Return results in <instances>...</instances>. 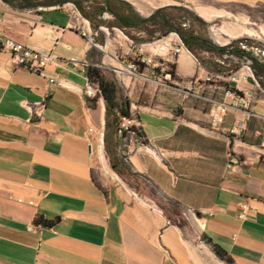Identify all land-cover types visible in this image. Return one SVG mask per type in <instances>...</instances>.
<instances>
[{"label":"crops","instance_id":"crops-1","mask_svg":"<svg viewBox=\"0 0 264 264\" xmlns=\"http://www.w3.org/2000/svg\"><path fill=\"white\" fill-rule=\"evenodd\" d=\"M124 1L142 15L171 4L142 12L141 0ZM74 9L69 0L24 8L0 0V33L56 55L40 74L0 49V264H264V87L253 72L242 76L248 61L218 72L189 49L174 55L169 85L150 81L129 97L137 125L109 144L127 166L112 176L102 162L110 164L104 97L82 92V62L94 65L99 48L74 26ZM99 17L97 38L121 28L107 23L111 12ZM217 99L229 105L211 125ZM37 213L59 219L36 224Z\"/></svg>","mask_w":264,"mask_h":264},{"label":"trees","instance_id":"trees-1","mask_svg":"<svg viewBox=\"0 0 264 264\" xmlns=\"http://www.w3.org/2000/svg\"><path fill=\"white\" fill-rule=\"evenodd\" d=\"M8 4L17 7H36L38 5L62 4L68 0H3ZM86 19L91 26L97 28L103 21L99 15L107 10L113 14V19L107 23L117 25L127 32L134 44L143 43L147 39L156 40L155 36L168 35L173 30L177 31L185 46L197 57V59L208 69L218 72H230L239 67L246 59H250V67L264 87V59L256 55L251 50L240 46L241 42L249 43L248 38H234L225 44L214 42L201 27V19L193 14L189 9L177 5L168 4L155 8L147 15L137 12L132 5L124 0H69ZM198 23L199 25H197ZM133 30V32H132ZM99 37H96L98 41ZM138 41V42H137ZM140 41V42H139ZM145 43V42H144ZM207 51L209 54L200 55V52ZM212 55H215L213 57ZM247 62V61H244ZM173 73L172 68H170ZM89 77L96 81L100 88V94L104 97L105 110V131L103 142L109 154L111 167L118 173H122L121 168H126L120 159L109 148V144L117 146L119 136L116 133V125L122 115H129V100L120 94L117 82L111 76L105 74L96 65H89L86 70ZM237 91V90H236ZM238 92V91H237ZM121 161L120 167H118ZM59 216L47 218L41 213L33 217L36 224L50 226L53 225ZM221 254L223 252L220 251Z\"/></svg>","mask_w":264,"mask_h":264},{"label":"rangeland","instance_id":"rangeland-1","mask_svg":"<svg viewBox=\"0 0 264 264\" xmlns=\"http://www.w3.org/2000/svg\"><path fill=\"white\" fill-rule=\"evenodd\" d=\"M171 2V4L181 5L189 9L193 14L201 19V27L207 35L216 43H225L234 38H248L249 45L257 47L258 54L264 59V0H141L135 1L137 7L142 12H147L150 8ZM199 25L198 23H196ZM133 32V30H132ZM131 38L127 32H119L117 29H110L105 36L99 37L98 62L99 68L117 82L120 94L129 99L134 93L139 92L150 81L141 76L130 77L127 73L118 75L114 64L126 65L131 61L133 52L132 45L127 38ZM156 38V36L154 37ZM132 39V38H131ZM147 39L142 42L152 40ZM103 49H108L112 55L107 54ZM128 51V52H126ZM200 55H207L200 52ZM112 56V57H111ZM116 58V59H115ZM171 60H165L162 64L163 71H168L171 67ZM94 64V63H92ZM146 73H150V67H143ZM160 69L156 74L161 75ZM254 74V73H253ZM173 77V75H172ZM173 79V78H172ZM169 81V80H168ZM169 85V84H165ZM107 159V155H106ZM109 172L114 171L107 160ZM102 169V168H101ZM103 170V169H102ZM126 182L134 186L138 191L155 194L151 186L142 184L136 177L125 173Z\"/></svg>","mask_w":264,"mask_h":264},{"label":"built area","instance_id":"built-area-1","mask_svg":"<svg viewBox=\"0 0 264 264\" xmlns=\"http://www.w3.org/2000/svg\"><path fill=\"white\" fill-rule=\"evenodd\" d=\"M74 26L80 31L82 35L86 37L89 44L99 46L98 41H96L98 30L91 28L88 18L87 22H80V18H74ZM116 29L121 33L124 32L121 28ZM156 38V46H145L143 42V46L131 47L133 57L131 61L125 65L127 67L126 73L130 77L141 76L145 79H150L165 85L171 83L173 77L170 69H168V71H163L162 64L165 60H171L178 52L182 50H188V48L185 46L179 33L175 30H173V36H164V34H161ZM240 46L247 50H251L255 54H258L257 47L254 45L241 42ZM0 49L7 50L10 53L9 59L13 65L26 67L40 74H45V67L49 63L54 62L56 58V55H54L51 51H42L31 48L22 41L2 33H0ZM244 61H250V59L246 58ZM244 61L242 62L243 65ZM94 65L99 66L100 64L98 61H96L94 62ZM88 66L89 65H86V60H84L81 66V72L83 73L85 84L84 94L88 96H95L100 92V88L98 83L93 81L87 74L86 70ZM147 66L150 67V73H146L143 69V67ZM158 68L160 71H162V76H160V74H156V70ZM250 72H253L252 68H245L242 76L245 77L250 74ZM230 77L231 79H236L235 71L230 75ZM49 80L51 82L55 81L54 77H50ZM224 93L232 97L239 96L238 92L233 87H225ZM247 95L248 97L246 99H250L252 96L250 92H248ZM228 105L229 104L227 102L218 99L212 102L209 108V121L211 125H215L222 121ZM136 125L137 123L135 122V118L132 115H122L117 122L116 133L119 137H123L126 132H134ZM244 127V121L238 120L230 130L239 133ZM261 144H264V139L261 140ZM15 200L18 202L25 201L28 204L33 203V199H24L23 197H15ZM246 211L247 205L242 203L241 210L239 211L238 215L240 217H245Z\"/></svg>","mask_w":264,"mask_h":264},{"label":"bare ground","instance_id":"bare-ground-1","mask_svg":"<svg viewBox=\"0 0 264 264\" xmlns=\"http://www.w3.org/2000/svg\"><path fill=\"white\" fill-rule=\"evenodd\" d=\"M73 4V3H72ZM73 15H74V18H80V22H87V19L85 18V17H83L82 16V14L77 10V8L75 7V9H74V13H73ZM172 36H173V31H172ZM157 39V38H156ZM106 53L107 54H111L112 55V53L109 51V50H106ZM112 57V56H111ZM116 59V58H115ZM246 66L248 67V68H251L250 67V61H248V63L246 64ZM126 66H124V65H122L121 63H116V64H114V68H115V71L118 73V75H121L124 71H125V69H127V67L125 68ZM258 80V79H257ZM85 85V84H84ZM85 91V87H84V89H83V91L82 92H84ZM261 145H263L264 146V144H261ZM102 162H103V166L106 168V170L109 172V168H108V165H107V162L105 161V159H104V157L102 156ZM110 174L112 175V176H114V175H116L115 173H113V172H110Z\"/></svg>","mask_w":264,"mask_h":264}]
</instances>
